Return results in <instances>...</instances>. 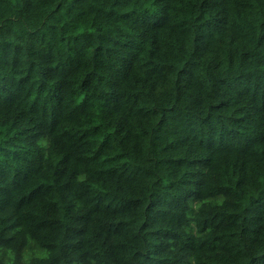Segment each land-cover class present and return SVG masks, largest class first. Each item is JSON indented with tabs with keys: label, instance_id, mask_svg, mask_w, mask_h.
Instances as JSON below:
<instances>
[{
	"label": "trees",
	"instance_id": "16d2710c",
	"mask_svg": "<svg viewBox=\"0 0 264 264\" xmlns=\"http://www.w3.org/2000/svg\"><path fill=\"white\" fill-rule=\"evenodd\" d=\"M0 264H264V0H0Z\"/></svg>",
	"mask_w": 264,
	"mask_h": 264
},
{
	"label": "rangeland",
	"instance_id": "374dc122",
	"mask_svg": "<svg viewBox=\"0 0 264 264\" xmlns=\"http://www.w3.org/2000/svg\"><path fill=\"white\" fill-rule=\"evenodd\" d=\"M212 199L215 200V201H219L220 200L219 197H214ZM44 253H45V251L42 250V249L36 251V254H38V255H44Z\"/></svg>",
	"mask_w": 264,
	"mask_h": 264
}]
</instances>
